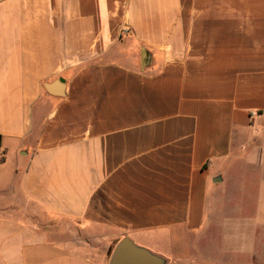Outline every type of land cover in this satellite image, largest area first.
Here are the masks:
<instances>
[{
	"label": "crops",
	"instance_id": "obj_1",
	"mask_svg": "<svg viewBox=\"0 0 264 264\" xmlns=\"http://www.w3.org/2000/svg\"><path fill=\"white\" fill-rule=\"evenodd\" d=\"M125 238L264 264V0H0V264Z\"/></svg>",
	"mask_w": 264,
	"mask_h": 264
},
{
	"label": "water",
	"instance_id": "obj_2",
	"mask_svg": "<svg viewBox=\"0 0 264 264\" xmlns=\"http://www.w3.org/2000/svg\"><path fill=\"white\" fill-rule=\"evenodd\" d=\"M167 262L165 258L138 247L125 238L115 247L109 264H168Z\"/></svg>",
	"mask_w": 264,
	"mask_h": 264
},
{
	"label": "rangeland",
	"instance_id": "obj_3",
	"mask_svg": "<svg viewBox=\"0 0 264 264\" xmlns=\"http://www.w3.org/2000/svg\"><path fill=\"white\" fill-rule=\"evenodd\" d=\"M178 242V241H177ZM181 246V244L176 245V249L175 250H171L169 251H160V250H150L151 252L165 258L168 262V264H187V261L193 260L195 258H193V254L192 252L188 251L185 253H181L182 249H179V247ZM166 248V246H163V249ZM195 261V260H194Z\"/></svg>",
	"mask_w": 264,
	"mask_h": 264
}]
</instances>
